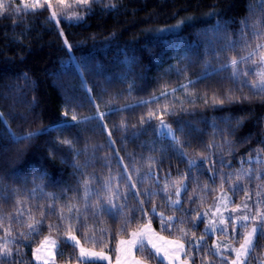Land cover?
Returning a JSON list of instances; mask_svg holds the SVG:
<instances>
[{
    "label": "trees",
    "instance_id": "1",
    "mask_svg": "<svg viewBox=\"0 0 264 264\" xmlns=\"http://www.w3.org/2000/svg\"><path fill=\"white\" fill-rule=\"evenodd\" d=\"M0 3V264H38L48 236L57 262L81 264L70 235L114 254L146 224L182 240L191 264H230L203 212L222 193L232 205L251 200L247 228L217 233L236 246L264 215V91L253 87L264 0ZM242 57L234 79L231 61ZM161 121L175 140L160 135ZM109 198L124 207L97 212ZM160 214L174 217L170 229ZM263 250L259 236L249 264ZM139 255L167 264L146 246Z\"/></svg>",
    "mask_w": 264,
    "mask_h": 264
},
{
    "label": "rangeland",
    "instance_id": "2",
    "mask_svg": "<svg viewBox=\"0 0 264 264\" xmlns=\"http://www.w3.org/2000/svg\"><path fill=\"white\" fill-rule=\"evenodd\" d=\"M77 1L82 2V0H77ZM89 1L90 0H88V2ZM55 6L64 7L59 4H55ZM262 64H263L262 67L258 69L257 67L255 68V70L257 69L256 71L258 76V81L256 85H259L262 80L261 74L264 73V58L262 59ZM230 195L228 193H222L219 196L218 201L215 204V207L213 209L207 210L206 212H203V215L207 216L206 218L207 226L210 223L218 224L221 220H224L225 224L227 225L226 233H228L229 236L232 238L236 236L238 232L237 230L238 227L235 229V231H233V226L231 225V221L227 220L226 218L231 216L233 220H239V218H242L245 215L252 217V212H253L252 208H254V206L250 202L251 200L243 201L237 205H232L233 197H230ZM245 205H247V207H245ZM254 226L255 225L250 226L248 228V232L251 231V228ZM143 227L144 226H142L141 228L135 231H138ZM149 227H150V231L148 232V236L152 239V242L155 243L157 247L160 249L159 254L156 255L158 258L163 259L167 264H191L188 256L185 255V245L184 242H182V240L176 238H169L157 232L154 228H152V226L149 225ZM212 233L215 234L216 237L215 246L217 250L225 253H230V252L233 253L234 258L231 259L230 262L235 260L236 256L235 253L232 251V249H238L240 245L238 246L234 245L230 241V237L218 236L217 233H219V231H214ZM70 236L75 237V240L78 241V244L75 242L73 243L77 244L80 249L83 248L86 253L89 254L100 253L106 257V259L97 260L96 262H100V263L102 262L106 264H136L137 261H140L142 262V264H152L151 262L145 260L139 255L140 250L138 248H131L127 243L125 244L120 243L121 241L127 242L131 240L132 239L131 235L130 237L122 238L119 241L116 247V252L114 254L109 253L108 251L97 250L84 246L80 243V241L75 235H70ZM177 244H183L184 246L183 250H178ZM58 246L59 243L57 239L53 236H48L42 242V244H40L35 250V259L38 262V264H66V263H59L56 260L57 257L56 254L59 249ZM145 246L148 247L153 253L155 252V250L151 248V245L147 243V240H145ZM262 254H263V258H262L263 260H260V264H264V250ZM249 260H250V255L247 258V264H249ZM71 264H78V263H71Z\"/></svg>",
    "mask_w": 264,
    "mask_h": 264
},
{
    "label": "snow or ice",
    "instance_id": "3",
    "mask_svg": "<svg viewBox=\"0 0 264 264\" xmlns=\"http://www.w3.org/2000/svg\"><path fill=\"white\" fill-rule=\"evenodd\" d=\"M83 3L87 4L88 0H82ZM38 6L37 4L31 5V7H36ZM6 7L5 4L0 3V9H4ZM25 7H28V5L26 4ZM55 12H53L52 16L53 18L55 17ZM178 27V25H177ZM160 31H164V30H160ZM62 35V33H61ZM65 45L69 48V50H71V45H68V41L67 39H65L64 41ZM259 47V46H258ZM246 57H242L241 61H237L236 59H233L231 61V66L233 68V73L232 76L233 78H237V76L240 74L238 73V71L236 70V66L238 65V63L242 62L243 60H246ZM244 75H247V73H243ZM262 76V80L261 83L259 85H254L253 87H258L260 88L261 91H264V73L261 74ZM222 102V101H221ZM97 119H100L101 117H96ZM151 118V117H150ZM73 120H76V117H73ZM33 133H29L26 136H22V137H16L15 135H13L12 139L13 141H23V140H29L31 139V137L33 136ZM110 135V133H109ZM160 135H164V136H168V135H172V138L175 140V136L172 134V130L169 126L165 125L163 123V121H161V132ZM65 143H70V142H65ZM181 155H183V153H181ZM190 166L195 164V161H189L188 162ZM126 179L129 180L130 183V190L135 188L134 184H131V177L130 176H126ZM167 187V186H166ZM133 195L135 196H139L140 193L139 192H133ZM144 195L148 196L149 199L151 198L152 195H155V193H151V192H145ZM176 195L178 197V199L174 202L176 205H179L180 201H179V195H180V189H177ZM89 196V192L87 191V182H86V186H85V199H87ZM141 207H140V211L143 212V203L144 201H139ZM108 205H110V207H105L103 205L97 207L96 211L97 212H101V211H108L111 213L112 209L117 208V209H122L124 206L122 205H116L112 203L111 198H109L108 200ZM245 207H247V205H245ZM152 212L155 213L156 212V208L155 206H153L152 208ZM146 214V213H145ZM259 223L251 228V231L247 232L246 235H244V241L242 244H240V247L238 249H232V251L235 253L236 259L233 260L231 262V264H247V258L250 255L252 249L255 247V240L257 237L259 236H264V215H259ZM227 220H230L233 224V231H235V229L237 227H242V228H247V222H249L250 220H255L256 217H249L247 215L243 216L242 218H239V220H233L231 216H229L228 218H226ZM160 220H161V229H170L173 225H172V221L174 220V217H167L165 218L163 216V214H160ZM197 220L202 222V216H197ZM39 223V222H38ZM129 221H125V225L124 227L126 228L128 226ZM195 226V225H194ZM31 227V226H30ZM32 231H35L34 227H31ZM150 231V227L149 225H144V227L138 231H134L132 232L130 235L132 237L131 240L125 242V241H121V244H125L127 243L131 248H138L141 252L144 251L145 248V240H147V243L149 245H151V248L155 250L154 254L158 255L160 252V249L157 247V245L155 243L152 242V239L148 236V232ZM214 231H219L221 233H226L227 232V225L225 224L224 220H221L218 224H213L210 223L208 226H206L205 228V234H211ZM68 240L70 242H75L78 244V241L75 240L74 236H70L68 238ZM203 243V238H201L200 241H197L196 244L194 245V247L197 248V250H199V248L201 247ZM184 246L183 244H177V249L178 250H183ZM215 248V246H214ZM130 250V249H129ZM7 254V253H6ZM214 255L218 254V251H213ZM185 255H187V252H185ZM77 259H79L81 261V264H95V262L97 260H102V259H106L105 256H103L100 253H86L85 250L83 248L80 249V256L77 257ZM136 264H142V262L137 261Z\"/></svg>",
    "mask_w": 264,
    "mask_h": 264
}]
</instances>
